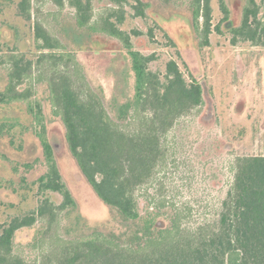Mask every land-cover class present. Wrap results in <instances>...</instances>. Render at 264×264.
I'll list each match as a JSON object with an SVG mask.
<instances>
[{
  "label": "rangeland",
  "instance_id": "374dc122",
  "mask_svg": "<svg viewBox=\"0 0 264 264\" xmlns=\"http://www.w3.org/2000/svg\"><path fill=\"white\" fill-rule=\"evenodd\" d=\"M143 1L149 3L146 14L135 15L130 1L119 27L130 33L135 50L155 55L149 67L163 81L167 62L175 60L187 82L203 83L207 94L204 106L177 118L162 137L164 156L149 181L137 187L135 196L142 212L159 206L158 218L166 226L174 216L177 231L194 232L218 218L234 179L237 157L264 154V46L226 26L228 20L234 27L241 24L247 0H226L229 16L222 11L220 0L211 1L212 32L206 46L199 45L190 0ZM256 1L264 21V0ZM20 2L0 0V91L15 63L25 68L16 89H30L29 100L42 104L46 138L78 207L73 212L58 210L50 225V215L38 216L34 225L19 229L14 252L37 264H57L55 253L91 231L128 236L140 229L141 221H124L87 182L69 150L61 119L52 114L47 80L54 71H64L78 92L95 91L112 119L134 133L140 127L137 119H117L120 106L134 95V72L121 41L79 27L76 8L69 0H64L63 7L53 0H31V19L21 12ZM113 8L108 0H93L92 21L98 22ZM37 22L60 47H40L43 41L36 37ZM42 52L55 57L39 59ZM0 121L19 123L9 134L15 144L10 136L0 135V224L7 225L15 217L36 211L44 197L56 205L63 197L58 192L40 193L38 179L47 167L26 103L0 104ZM28 163L30 168L25 166ZM40 231L43 240L37 242Z\"/></svg>",
  "mask_w": 264,
  "mask_h": 264
},
{
  "label": "trees",
  "instance_id": "16d2710c",
  "mask_svg": "<svg viewBox=\"0 0 264 264\" xmlns=\"http://www.w3.org/2000/svg\"><path fill=\"white\" fill-rule=\"evenodd\" d=\"M53 1L64 6V0ZM108 1L115 8L101 16L98 22L92 21L93 0H69V3L76 8L79 27L114 37L127 49L134 72V95L120 106L117 119L122 122L137 119L139 129L134 133L124 130L112 119L102 97L91 89L82 95L64 71H54L47 80L49 100L52 114L59 117L65 127L69 150L92 189L124 221H141V227L128 236L93 230L70 246L64 245L60 253L54 254L55 261L57 264H264V154L237 157L234 179L218 218L194 232L177 231L174 216L166 226L158 218L159 206L141 211L135 191L149 181L162 160V137L177 118L205 105L207 91L197 80L188 83L175 60L167 62L166 81H163L149 67L155 55L135 50L130 33L119 27L125 20L127 3L134 2L132 7L137 16L146 14L149 3L143 0ZM190 1L193 27L200 32L199 45L206 46L212 32V0ZM30 3L31 0H21L19 4L28 19H31ZM220 5L229 16L226 0H220ZM259 12L257 1L247 0L241 24L234 27L228 20L226 26L229 25L236 35L264 46V21ZM35 31L36 37L43 41L41 48L61 46L41 23H35ZM41 54L39 59L55 57L54 53ZM24 69L15 63L7 85L0 91V104L26 103L43 146L47 167L38 179L40 193L58 192L63 201L56 205L44 197L36 211L15 217L7 225L0 224V264H37L14 252L18 230L34 225L38 216L50 215V225L58 210L73 212L78 207L63 180L54 147L46 138L42 104L29 100L30 89H16ZM16 125L19 123L0 121V135L10 136ZM10 138L15 144L12 136ZM25 166L30 168L32 165ZM14 170L18 172L17 167ZM43 235L44 232H38L37 242L43 240Z\"/></svg>",
  "mask_w": 264,
  "mask_h": 264
}]
</instances>
